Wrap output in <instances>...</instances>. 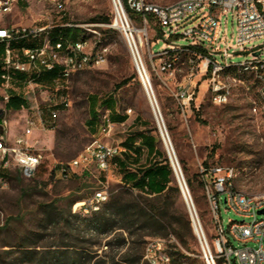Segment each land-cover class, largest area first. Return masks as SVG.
<instances>
[{"label": "rangeland", "instance_id": "rangeland-1", "mask_svg": "<svg viewBox=\"0 0 264 264\" xmlns=\"http://www.w3.org/2000/svg\"><path fill=\"white\" fill-rule=\"evenodd\" d=\"M159 5H166L177 0H148ZM63 9L58 12L51 0L38 2L37 0H23L10 14L0 16V26L11 27L20 25L25 28H38L42 26L60 27L70 24L69 34L77 35L76 39L94 41L87 29H96L103 46L107 47L106 62L96 67H89L74 72L67 80L61 81L65 87V94L69 100L67 107H57L56 116L51 118L49 112L42 110L41 120L43 129L33 131L28 138L33 153H41L43 163L33 176H22L19 168L10 160L6 170V186L0 188V264H43L46 258L54 254L67 255V249H72L81 256V264H124L121 258L126 248L134 242V251L142 246L143 257L140 264H170L169 255L173 249L170 245L177 241L172 235L167 237H143L134 235L127 239L125 246H120L121 232L98 234L93 229L80 225L83 219L90 218L76 213L72 207L75 203L89 198L96 190L102 188L101 183L107 186L109 199L118 195L123 189L120 185L121 173L113 160L107 171H100L94 166L90 171L82 174L79 170L70 178H59L49 175L52 168L60 162L75 158L93 140L103 144L117 145L121 149L123 140L130 133L151 130L157 137L158 148L168 158L165 144L159 133L157 123L145 96L143 88L137 78L135 67L125 43L122 32L112 27L116 13L112 0H62ZM124 7V6H123ZM125 15L137 29H144L142 34L143 61L151 76L152 87L156 102L166 129L172 150L178 161L182 177L186 183V176L192 177L194 192L187 186L200 229L204 238V248L207 256H211L217 264L218 246L216 244L217 231L213 221L210 203L202 189L200 167L229 166L237 173L233 180L236 190L249 195H264V122L260 116L250 111V99L257 97V89L253 85L236 86L225 105H213L209 101L204 78L198 81L196 94L190 105V111L183 116L171 92L174 83L181 81L183 72H177L175 82L164 86L161 82L164 75H156L153 65L157 63L151 58L149 50L157 52L169 43L165 40L164 32L159 34V26L153 19L147 24L140 20V16L125 9ZM97 16L109 17V23L92 22ZM89 24H101L91 27ZM119 24V20H117ZM63 34H66L64 31ZM235 24L233 18L226 17L220 32L221 43L236 50L234 43ZM19 43L12 41V50L20 48ZM247 47H260L264 57V38L257 39ZM3 55V54H2ZM247 52H237L232 61H241L246 58ZM2 56H0V62ZM186 56L180 54L176 66L185 70ZM242 79L247 81L245 76ZM125 82V83H122ZM120 86V87H119ZM22 95L27 106L18 112L4 108L3 95L9 90ZM45 90L39 91L26 84L14 81L8 88L0 87V123L2 118L8 122L7 137L12 138L23 127L24 115L31 116L36 103H41V97L48 95ZM46 91H50L47 89ZM91 97L98 100L113 98L120 113L126 112L128 120L123 125H116L106 136L102 131L104 116L108 112L97 106L98 122L91 129L89 120V101ZM5 109V112L2 110ZM37 118L38 115L35 114ZM139 117L141 122L132 124ZM146 123L148 126L142 128ZM4 133L0 126V134ZM169 161V159H168ZM177 183V180L172 175ZM137 195V192H133ZM223 195L219 201V217L224 229L228 220L241 221L242 218L227 209L222 203ZM181 203L185 210L186 204L181 194ZM50 206V208L47 207ZM50 212V213H49ZM188 212V210H187ZM189 214V213H188ZM259 217V216H258ZM69 222H67L66 221ZM76 221L74 229L68 226ZM247 221V219L245 220ZM127 237V233H123ZM197 237V236H196ZM161 242L160 248L155 246ZM233 247H240L230 240ZM151 243V252L146 254V246ZM191 257L195 252L205 262L201 244H191ZM138 252V251H137ZM141 252V250H140ZM139 253V252H138ZM137 254V253H136ZM147 255V257H146ZM113 258V261L111 260ZM129 258V257H127ZM64 264H68L64 262ZM206 264V262H205ZM221 264H224L222 262ZM231 264H235L231 259Z\"/></svg>", "mask_w": 264, "mask_h": 264}, {"label": "built area", "instance_id": "built-area-1", "mask_svg": "<svg viewBox=\"0 0 264 264\" xmlns=\"http://www.w3.org/2000/svg\"><path fill=\"white\" fill-rule=\"evenodd\" d=\"M23 0H0V16L10 14L18 3ZM44 2L46 0H37ZM58 12L62 11V0H51ZM114 8L117 5L123 14V20L119 19V26L115 22L112 27L118 28L124 37L125 43L131 55L137 78L143 88L150 107L157 111L164 133L157 123L159 133L165 144L169 163L175 176L178 168L180 178L182 173L175 154L172 150L166 129L156 102L152 87L151 76L143 61L142 34L126 18L125 9L138 14L144 26L153 16L155 23L164 32L165 44L161 50L152 52L151 58L157 63L153 65L156 75H164L161 82L167 86L175 82L177 72H183L181 81L174 83L171 92L174 100L180 108L183 116L190 111V105L195 97L198 81L204 78L209 101L213 105H225L228 103L233 89L236 86L253 85L257 89V97L250 99V111L253 115L260 116L264 122V57L260 47H247L257 39L264 38V0H177L166 5H159L148 0H112ZM124 6V7H123ZM126 9V10H127ZM233 18L235 24L234 43L236 50L221 43V27L227 16ZM97 27L101 24H89ZM64 26H72L65 24ZM50 26L38 28L25 27H0V41L4 43L2 55L1 79L3 88L11 84V74L39 73L41 70H51L54 66L60 67V76L50 86L42 85L35 80L28 79L25 84L39 91L45 90L48 95L41 97L42 102L36 103L31 116L23 118V129L10 142L7 137L8 122L2 118L0 126L4 133L0 134V188L7 184L3 170L9 167L10 160L19 168L22 176L29 178L39 169L43 163L41 153H33L32 145L28 143L33 131L43 129L41 120L42 110L45 108L51 118L56 116V107H67L69 100L65 94V87L61 81L67 80L74 72L89 67H96L106 62L107 47L102 45L101 38L96 29H87L94 37V41L79 39L73 42L62 43L57 40L51 42L48 37ZM144 30V29H143ZM40 39L34 46L21 45L20 48L11 49L10 43L17 39ZM247 52L246 58L241 61H232L237 52ZM180 54L186 56L185 70L176 66ZM245 76L248 80L241 78ZM49 89L50 91H46ZM8 94L3 95L6 102ZM154 102V106L152 104ZM154 108V109H153ZM35 114L38 117H35ZM102 131L107 136L114 128L113 124L104 116ZM166 139L169 148L166 144ZM119 154V146L103 144L99 140H93L75 158L66 162H60L52 168L53 174L59 178H70L77 171L89 172L94 166L100 171H107L111 162ZM202 189L210 203L212 217L217 231L216 244L218 256L224 260V264H264V214H258L264 209V195L254 196L236 190L233 180L237 173L229 166L200 167ZM178 175V174H177ZM182 181L186 183L182 177ZM102 188L96 190L89 198L77 202L72 207L73 213L88 215L97 212L101 205L108 200L107 186L101 183ZM187 189V188H186ZM188 192V190H187ZM223 195L222 203L242 218L241 221L228 220L224 229L219 217V201ZM192 214L197 219L192 201L188 194ZM190 216V215H189ZM259 216V217H258ZM247 219V221H245ZM196 222V223H197ZM200 226V225H199ZM241 244L233 247L231 242ZM161 242L155 246L160 248ZM153 245L146 246V254L151 252ZM146 255V257H147ZM210 260L214 264L211 256Z\"/></svg>", "mask_w": 264, "mask_h": 264}, {"label": "trees", "instance_id": "trees-1", "mask_svg": "<svg viewBox=\"0 0 264 264\" xmlns=\"http://www.w3.org/2000/svg\"><path fill=\"white\" fill-rule=\"evenodd\" d=\"M127 11L132 17V12L128 9ZM148 17L149 20L153 19L152 15ZM91 21L109 23V17L97 16L92 18ZM71 28L74 27H51L47 35L51 42L57 40L62 43L73 42L77 40V35L69 34ZM64 31L66 34H63ZM161 32L162 30L159 28V34ZM39 40L27 38L14 41L19 43L17 46H34ZM3 52L4 43L0 41V56ZM2 72L3 68L0 62V87L4 84L1 79ZM60 72V67L54 66L51 70H41L39 73L29 75L13 73L11 74V84L14 81L24 84L28 79H32L42 85L50 86L60 76ZM98 105L108 111L107 119L110 123H120L126 120L125 115L116 113V104L111 97L103 100L91 97L89 101L90 118L87 122L91 129L96 127L98 122ZM25 106H27V101L21 94L13 89L8 91V99L5 102L7 109L17 111ZM144 126H148V124L145 123ZM121 147L122 149L119 147V154L114 158V161L121 173L120 185L123 190L110 199L108 197V200L101 205L97 212L82 215L90 218L83 219L79 224L93 229L98 234L121 232L118 234L120 236V246H125L126 240L132 239L134 235H138L140 238L172 235L177 243L170 245V248L173 249V252L169 255L170 264H205L198 252H195L194 257L189 255L194 253L191 250V244H197V237L193 231L190 216L181 203V192L178 184L172 178L173 172L168 158L158 148V141L152 131L145 128L142 131L130 133L123 140ZM143 153L146 158L145 164L140 163V156ZM203 163L204 167H208L205 162ZM5 173L6 170H3L2 175L4 176ZM52 174L53 171L49 172L50 176ZM82 174L86 173L82 172ZM186 183L189 190L194 192L192 177L186 176ZM132 191L137 192V195H133ZM47 207L50 208V206ZM51 212H54V210H51ZM75 214L68 212L69 217L76 218ZM75 223L74 220L68 228L73 230ZM124 232L127 233V237L123 236ZM134 249V242H132L121 256L124 264H140L143 257L142 246L137 248L139 253L135 252ZM67 251L71 252H66L67 255L63 252H59L58 255L54 254L43 260L45 261L43 264H64V262L81 264V256L73 252L72 249L68 248ZM111 260L113 261V258ZM222 262L224 260L219 257L217 264Z\"/></svg>", "mask_w": 264, "mask_h": 264}, {"label": "water", "instance_id": "water-1", "mask_svg": "<svg viewBox=\"0 0 264 264\" xmlns=\"http://www.w3.org/2000/svg\"><path fill=\"white\" fill-rule=\"evenodd\" d=\"M175 178L177 180V184H178V187L180 189V192L184 198V201H185V204H186V208L188 210V213L190 215V220H191V224H192V228H193V231L195 233V235L197 236L200 244H201V248H202V251H203V257L205 259V262L206 264H213L212 261L210 260V257L207 256L206 252H205V248H204V238H203V234H202V231L200 229V226L197 222V219L194 217V215L192 214V210H191V205L188 201V192H187V187H185L183 181H182V176L181 178L179 177V175L175 174ZM258 214H264V209L262 210H259L258 211ZM197 222V223H196Z\"/></svg>", "mask_w": 264, "mask_h": 264}, {"label": "crops", "instance_id": "crops-1", "mask_svg": "<svg viewBox=\"0 0 264 264\" xmlns=\"http://www.w3.org/2000/svg\"><path fill=\"white\" fill-rule=\"evenodd\" d=\"M21 2V1H20ZM19 2V3H20ZM18 3V4H19ZM17 7V6H16ZM16 7H15V9H16ZM18 26H20V25H17L16 27H18ZM0 27H3V26H0ZM21 27V26H20ZM113 99V98H112ZM114 100V99H113ZM115 101V100H114ZM116 104V103H115ZM4 108H6L5 106H4ZM21 110V109H20ZM20 110H17V111H12V112H18V111H20ZM3 112H5V109H3L2 110ZM115 111H116V113H118V114H120V115H125L126 116V120L125 121H123V122H120V123H113V126L115 127L116 125H123L127 120H128V115L126 114V112H124V113H120L119 111H118V109H117V106H116V109H115ZM108 112V111H107ZM26 116H28L27 114H25L24 115V117H26ZM1 118V117H0ZM137 122H141V120H140V118L139 117H136L135 119H134V122H132V124L133 125H135ZM141 124H145V123H141ZM142 128H145V126H142ZM18 134V133H17ZM16 134V135H17ZM153 134V133H152ZM15 135V136H16ZM154 135V134H153ZM128 136H129V134H128ZM155 136V135H154ZM156 137V136H155ZM156 139H157V137H156ZM12 140H13V138H12ZM11 140V141H12ZM127 153L129 154V152L127 151ZM145 162H146V158H145V154L143 153L141 156H140V163L141 164H145ZM81 172H85V173H88V172H86V171H81ZM120 180H121V177H120Z\"/></svg>", "mask_w": 264, "mask_h": 264}, {"label": "bare ground", "instance_id": "bare-ground-1", "mask_svg": "<svg viewBox=\"0 0 264 264\" xmlns=\"http://www.w3.org/2000/svg\"><path fill=\"white\" fill-rule=\"evenodd\" d=\"M115 13H116V17H117V18H116V25L119 26L120 22H119V24H117V20H119V19L123 20V14H122L121 9L118 7V5H117V10L115 9ZM138 30H140L141 32H144L143 29H138ZM152 104H153V106H154V102H152ZM153 109H154V108H153ZM154 111H155V113H153V114H154L155 120H156V122L159 123V126L161 127V130H162V132L164 133V130H163V127H162V123H161L160 117H159L157 111H156V110H154ZM166 144H167V146H168V148H169V144H168L167 139H166ZM169 149H170V148H169ZM175 168H176L177 174H178L179 177H180V174H179L178 168H177V167H175Z\"/></svg>", "mask_w": 264, "mask_h": 264}]
</instances>
